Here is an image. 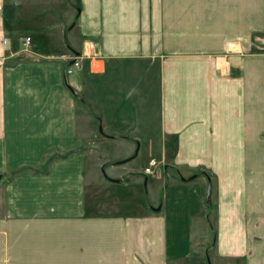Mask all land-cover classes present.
I'll return each mask as SVG.
<instances>
[{
    "label": "crops",
    "instance_id": "obj_1",
    "mask_svg": "<svg viewBox=\"0 0 264 264\" xmlns=\"http://www.w3.org/2000/svg\"><path fill=\"white\" fill-rule=\"evenodd\" d=\"M208 184L264 264V0H0V264L185 263Z\"/></svg>",
    "mask_w": 264,
    "mask_h": 264
},
{
    "label": "rangeland",
    "instance_id": "obj_2",
    "mask_svg": "<svg viewBox=\"0 0 264 264\" xmlns=\"http://www.w3.org/2000/svg\"><path fill=\"white\" fill-rule=\"evenodd\" d=\"M153 162H155V160L150 161L148 163V166H146V168H148ZM155 164L157 163L155 162ZM157 167H158V164H157ZM146 168H144V170ZM175 173L177 172L173 171L172 173L173 176L175 175ZM206 193H207V189L205 191V197H206ZM209 204H210V207L208 208V213L205 216L204 221L203 220L199 221L196 231H193L192 247L194 249V252H192V254L190 253L191 256L187 258V261H185V263L181 262L182 264H208V262L210 264H225L223 262L215 261L214 259V256H215V250H214L215 206H213V203L212 201H210V199H209ZM170 264H176V263L174 261V262H171Z\"/></svg>",
    "mask_w": 264,
    "mask_h": 264
},
{
    "label": "built area",
    "instance_id": "obj_3",
    "mask_svg": "<svg viewBox=\"0 0 264 264\" xmlns=\"http://www.w3.org/2000/svg\"><path fill=\"white\" fill-rule=\"evenodd\" d=\"M30 42V38H26L24 44L28 45ZM82 65V57H75L70 65L66 68V74L71 75L74 71L78 70ZM157 164L155 162L151 163V165L144 170L145 175L147 176H156Z\"/></svg>",
    "mask_w": 264,
    "mask_h": 264
},
{
    "label": "trees",
    "instance_id": "obj_4",
    "mask_svg": "<svg viewBox=\"0 0 264 264\" xmlns=\"http://www.w3.org/2000/svg\"><path fill=\"white\" fill-rule=\"evenodd\" d=\"M52 159H54V156H50L48 159H47V161H46V163H45V165H44V168H46V166L48 165V163H50V161L52 160ZM43 168V169H44ZM207 206H208V208L210 207V204L208 203L207 204ZM216 242V232H215V234H214V243Z\"/></svg>",
    "mask_w": 264,
    "mask_h": 264
},
{
    "label": "water",
    "instance_id": "obj_5",
    "mask_svg": "<svg viewBox=\"0 0 264 264\" xmlns=\"http://www.w3.org/2000/svg\"><path fill=\"white\" fill-rule=\"evenodd\" d=\"M99 131L101 132V128L100 127H99ZM210 192H211V185L208 184L207 193H206V200L207 201H209V199H210ZM208 264H210V263L208 262Z\"/></svg>",
    "mask_w": 264,
    "mask_h": 264
}]
</instances>
